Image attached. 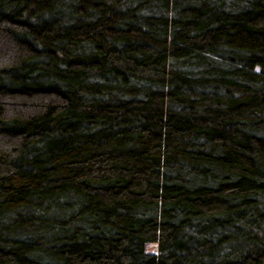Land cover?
Here are the masks:
<instances>
[{
  "label": "trees",
  "instance_id": "16d2710c",
  "mask_svg": "<svg viewBox=\"0 0 264 264\" xmlns=\"http://www.w3.org/2000/svg\"><path fill=\"white\" fill-rule=\"evenodd\" d=\"M0 264H264V0H0Z\"/></svg>",
  "mask_w": 264,
  "mask_h": 264
}]
</instances>
